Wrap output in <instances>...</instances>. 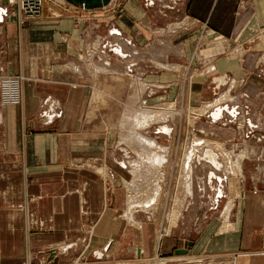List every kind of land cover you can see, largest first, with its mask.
I'll use <instances>...</instances> for the list:
<instances>
[{
  "label": "crops",
  "instance_id": "1",
  "mask_svg": "<svg viewBox=\"0 0 264 264\" xmlns=\"http://www.w3.org/2000/svg\"><path fill=\"white\" fill-rule=\"evenodd\" d=\"M237 1L128 0L113 19L77 25L72 17L50 15L46 5L42 16L20 23L12 12L15 6L9 0H0V264H20L27 256L43 253L55 263L61 254L83 242L91 225L95 229L91 250L101 258L104 251L112 249L116 234L121 230L126 235L129 230L127 226L119 229L118 212L122 193L136 178V167L130 160L133 152L127 145L125 149L116 146L109 131L101 132L93 126L95 119L86 118L96 89V77L85 67L86 59L94 64L96 58L108 69H103L106 74L111 72L109 68L117 56L120 69L134 70L142 86L153 87L149 96L195 100L203 85L208 84L212 95L224 92L234 97L216 100L214 105L208 103L212 105L207 115L211 123L233 126L243 117L240 126L247 138L264 132L262 117L253 114L251 104L264 96V82L244 85L250 79L251 62L264 54V38L255 45L257 48L242 54L241 63L233 58H217L222 49L217 35L231 45L235 37L249 32L246 27L250 22L264 24V0H249L239 15ZM184 17L182 23L191 22L192 28L157 32L147 45L146 39L136 33L135 22L139 19L155 26ZM204 21L211 28L206 37L215 39L212 44L204 34L200 37ZM202 59L207 64L216 63L219 70L206 76V81L193 78L186 91L184 76L175 72L179 70L176 67L193 66ZM20 74L23 81L14 94L18 99H8L1 82ZM243 85L244 90H238ZM203 158L212 166L205 172L216 206L221 195L229 193L225 188L228 176L220 158V166ZM101 162L105 165L98 166ZM255 170L264 171V163ZM240 177L244 181V172ZM253 183L250 189L242 187L239 191L238 202L246 213L240 214L239 210L242 226L231 230L235 237L239 235L241 248L245 249L237 264H264V252L250 250L257 242L259 247L264 242V188L258 187L256 180ZM148 225L143 236H151ZM207 225L216 227L213 223ZM210 236L204 241L206 245L212 242ZM194 242L198 246V240ZM147 244L137 245L139 253L147 254ZM52 251L57 253L55 259Z\"/></svg>",
  "mask_w": 264,
  "mask_h": 264
},
{
  "label": "rangeland",
  "instance_id": "2",
  "mask_svg": "<svg viewBox=\"0 0 264 264\" xmlns=\"http://www.w3.org/2000/svg\"><path fill=\"white\" fill-rule=\"evenodd\" d=\"M127 1L128 0H112L105 8L94 10V12L91 13L81 9L67 8L68 10H66L52 1L44 3L43 8L46 5L50 15L59 18L69 16L75 20L77 25H81L91 20H109L115 18L124 10V4ZM249 2L251 1L238 0L236 15L243 13ZM185 18L186 17L182 19H171L170 21L164 22L165 24L162 22L161 25L155 26L143 19H139L135 22L137 29L136 33L146 39L145 44L147 45L150 42L148 39H151V36L157 32L168 31L176 27L179 29L192 28L193 25L191 22L182 23ZM204 22L200 37L202 38L204 34V38L210 42L206 43L212 44V41L215 42V39H213L212 36L206 37L211 28L207 25L208 22ZM246 30L249 32H247L244 37H235L231 45H229L230 42L226 39L224 40L222 36L217 35V37L221 39L222 46L220 51L221 54L218 55L217 58L219 56L227 60L233 58L238 63H241L239 59L243 57V53L247 54L251 52L248 51V49L252 47L257 48L255 45L264 38V24L254 20L247 25ZM86 54L89 55L87 52ZM116 57L117 56L114 57L112 65L109 68L111 72H106V74H104L103 71L108 69L96 62V58L94 64L92 61H87L85 58V63L88 64V66L86 64L85 67H87L89 71H92V74L96 77V89L92 95V103L87 111L86 118L89 120L95 119L93 126H98L101 132L109 131L111 136L114 137L113 143L115 142L116 146H121L124 149L126 145L129 146L130 152H133L132 159H130L133 164L135 161H139L141 158L145 159L146 157L144 166L139 167L137 165L135 168V183L138 181V186L136 189L130 188L131 191H129V188H126V191L122 193L123 199L120 205L121 209H119L120 211L118 212V219L120 221L119 229L127 226L126 229L129 230H126V235L120 230V232L116 234V241L113 243L112 249L110 248L111 250L104 251L105 254L101 256V258L91 250L95 233L94 225H91L83 242L76 248L71 249V251L61 254V257H58L59 259L55 263L51 262L52 260H47V256L49 255L43 253L41 256H27L20 264H237L235 261L238 259L240 252H243L245 249L241 248L243 243H241L239 235L235 237L231 230H237V228L239 229L242 226V223L238 221L239 210L240 214H242L243 211L244 214L246 213V209H242L240 207V202H238L240 189L242 187L250 189L251 186L254 185L253 182L255 180L258 181V187L264 188V171L260 173V171L255 170L259 163H264V132H259V135L256 134L257 136L250 134L247 138L244 132L245 129H241L243 117H240L233 126L230 124L223 125L221 122L211 123L207 118L208 111L211 107H208L204 112V110L202 111L203 105L208 103L212 104L216 100H220L224 92H218L217 95H212V92H210L211 90L207 89L208 84L203 85L199 98L197 97L198 99L195 100L149 96V94L152 93L151 89L153 87L148 84L142 86L141 82L137 80L138 76L134 70H129V68L120 69L119 60ZM251 65L253 67L249 77L250 79L245 81V87L247 85L262 84V81L264 82V54H259V56L251 62ZM176 68H179V70L175 72L179 73L181 77L184 76L182 79H184L183 83H185L186 91L190 89V80L193 78L201 81L204 79L206 81V76H211V74L219 70L216 63L207 64L205 59H202L200 63H194L193 66L187 64L186 68H183L182 65H178ZM251 78H253L254 81L251 80ZM22 79L23 78L15 83L20 84ZM144 82L147 83L146 81ZM1 83L3 86V81ZM228 85L229 84H227L226 88ZM244 85L238 90H242ZM178 87L184 89L182 85ZM223 89L225 91L227 90L221 88L220 91ZM6 94L7 98L10 99L7 92ZM225 97V99H234L233 96L232 98L227 94ZM203 99L206 101H203ZM209 99L212 101H209ZM225 99H222V101ZM255 100L256 101L251 102L253 114L257 113L259 117L261 116L264 124V106L263 108H258L264 104V96L255 98ZM242 102L245 103L246 101L242 100ZM145 105L156 111L160 108H165L169 111L173 109L176 111L173 113L164 112L166 115L168 114V119H164L166 122L163 121V118H159L158 122H151L143 129V131L146 130V134L149 133L148 135L152 136L158 143L165 146L167 145L169 148V152L164 158L165 160L163 159L157 163L147 159V157H150V154H152L150 151L156 150V147L153 148L154 145H151L150 148L152 149L146 150L147 147H141V149L140 146H138L141 143H138L137 140H134V138L128 134V129H131L129 122L131 121V116H134L133 112H135V109L137 110L138 107L142 108ZM168 107L170 108L168 109ZM160 114L163 115V112L160 111ZM162 125L167 126L170 132L166 133V131L161 130L159 127ZM226 135L232 140H228ZM124 137L127 140L121 141ZM204 139L206 141H202L204 142V147H202V145L198 143V140ZM216 142L221 143V145L224 144L223 146L231 153V157H235L239 152L244 153L243 160L241 159L242 172L245 174L244 181H242L243 178H241L242 176L240 177V173L234 174L232 170H229V167L227 169V166L233 160L232 158L227 157V159H225L223 157L222 153L218 151ZM194 143H198V146H200L199 149L197 148V153L195 152L196 155L194 154L195 156L191 158L193 170L189 171V175L186 172L187 167L186 164L184 165V158L187 155L186 153L189 152V147L192 148L196 145ZM110 146L113 147V144L110 143ZM206 148H212L217 158L223 161L224 169L228 176V184L225 188L229 193L221 195L216 206L213 204V198L210 195L213 189L209 187L206 181L207 178L209 179V176L207 177V173L205 172L206 168H212L210 164L204 162L205 159L203 157H205ZM261 156L262 159L258 160L257 158ZM174 160H176V162ZM172 161H174V163ZM202 162L205 164H202ZM93 163L94 162H91V164ZM99 165L104 166L105 164L101 162L98 166ZM231 165L232 164H230V166ZM255 173L256 179H254ZM186 176H191L188 191L186 189L187 186L186 188L184 186L185 179H183ZM198 177L202 178L203 181L198 180ZM214 180L215 179H213V181ZM155 185H160V195L155 193ZM151 194L155 196V198L148 204L149 207L145 206L144 208V203L142 201H145ZM130 195H134L133 199H136L137 203L135 204L137 205L134 207V214L135 219L137 218L138 221L142 222L141 225L133 220H129L130 217L126 214L128 210L127 200H129ZM156 198L158 200H155ZM228 198L233 201L234 205L230 209L228 216H226L225 212L229 201ZM176 210H178L177 217L172 223V215H174L173 212L176 213ZM132 215L133 214L130 216L132 217ZM210 223H213L216 227H208L207 224ZM147 224H149V235L151 236L147 234L143 236L142 232L145 230ZM142 227L144 229H141ZM168 227H170L169 231ZM161 229L163 237H161L162 239L157 243L158 233ZM211 232H216L218 235L210 236L209 233ZM208 236H210L212 242H206V245L204 241L207 240ZM194 240H198L199 242L196 247L194 245ZM186 241L193 242L190 246H185L183 244ZM146 243H148L146 246L147 254L144 255L143 251L139 253L137 245L141 247V245ZM262 243V246L259 247L257 242L253 245L255 248H248V251L250 249L251 252H264V242ZM199 244L201 246H199ZM185 247L189 249L188 253L177 252L178 248ZM56 256L57 253H54L52 259H55ZM44 260L46 262H44Z\"/></svg>",
  "mask_w": 264,
  "mask_h": 264
},
{
  "label": "bare ground",
  "instance_id": "3",
  "mask_svg": "<svg viewBox=\"0 0 264 264\" xmlns=\"http://www.w3.org/2000/svg\"><path fill=\"white\" fill-rule=\"evenodd\" d=\"M62 1V0H61ZM167 67V66H166ZM140 91V90H139ZM99 95V94H98ZM225 93L224 94H222L221 95V97H220V100L218 99L216 102H218V101H222V99H225L226 97H225ZM230 95V94H229ZM99 99V98H98ZM215 102V103H216ZM217 104V103H216ZM212 105H214V104H212ZM211 104H205V105H203V109H202V111L204 110H206L208 107H211L212 106ZM170 106H172V105H170ZM173 107V106H172ZM159 108V107H158ZM163 108V107H162ZM170 107H168V109H169ZM172 109V108H171ZM160 111H162L163 112V115L162 114H160ZM175 110H173L172 109V111H169V110H167V109H165V108H163V109H158L157 111L156 110H152V109H150L149 107H147L146 105L144 106V107H142V108H140V107H138L137 108V110L135 109V112H133L134 113V116H132L131 117V121L129 122V126H131V129H128L129 131H128V134L131 136V137H133L134 138V140H137V142L138 143H141V144H139L138 146H140V148L142 147H147V149L146 150H149V149H152V148H150L151 147V145L153 146L154 145V147L153 148H155L156 147V150L154 151H150V153H152V154H150L151 156L150 157H147V159L148 160H150V161H153V162H159V161H161V160H163L164 158H165V156L168 154V152H169V148L167 147V145L165 146V145H163V144H160V143H158L152 136H150V135H148V134H146V130L145 131H143V129L148 125V124H150L151 122H158V120H159V118H163V121H164V119L165 120H167L168 118H167V116H168V114L166 115V113H164V112H167V113H169V112H171V113H173ZM182 111V110H181ZM180 111V112H181ZM176 112V111H175ZM200 114V113H199ZM161 121V120H160ZM164 122H166V121H164ZM161 123V122H160ZM167 125V124H166ZM161 130H164V131H167L168 129H166V127H163V126H161V127H159ZM125 130V129H124ZM170 130V129H169ZM126 141L127 139L124 137V138H122V140L121 141ZM197 141V140H196ZM199 142V144H201L202 145V147H204V142L206 141L205 139L204 140H198ZM202 141H204V142H202ZM132 142V141H131ZM198 143L196 144V143H194V144H196V145H194V147H189V152H187L186 154V157L184 158V165L186 164V166H187V173L190 175V169L191 170H193L192 168V161H191V158L193 157V156H195L196 155V151L199 149V146H198ZM210 143V142H209ZM215 143V142H214ZM193 145V144H192ZM224 145V144H223ZM223 145H221V143H217L216 142V146H217V148H218V151H220V153H222V155H223V157L225 158V159H227V157L228 158H232V160L233 161H231L230 163H229V165L227 166V169H228V167H229V170H232L233 172H234V174L236 173H242L241 172V167H242V164H241V159L243 160V155H244V153L243 152H239V153H237L236 155H235V157H231L232 155H231V153L223 146ZM141 148V149H142ZM198 148V149H197ZM204 149V148H203ZM202 149V150H203ZM216 150V149H215ZM214 150L212 149V148H210V149H208V148H206V152H205V157L206 158H209L212 162H214V164L216 165V166H220L219 165V163H218V160H217V156H216V154L213 152ZM136 152V151H135ZM196 152V153H195ZM201 152V151H200ZM199 152V153H200ZM204 153V152H203ZM138 154V153H137ZM195 154V155H194ZM246 154V153H245ZM144 155H146V154H144ZM141 156V155H140ZM195 158V157H194ZM193 158V159H194ZM197 158V157H196ZM145 159H146V157H145ZM145 159H142L141 158V160H139V161H135V163H134V167H136L137 165L140 167H142V166H144V161H145ZM165 160V159H164ZM134 161V160H133ZM165 162V161H164ZM194 162V161H193ZM223 162V161H222ZM131 163H133V162H131ZM230 164H232L231 166H230ZM161 167V166H160ZM183 168H184V166H183ZM138 170V169H137ZM184 170V169H183ZM228 170V171H229ZM163 171V170H162ZM192 173H193V171H192ZM138 177H141V176H138ZM183 179H185V188H186V186H187V191H188V186H189V183H190V179H191V176L189 177V176H186L185 178H183ZM135 181V180H134ZM132 182V183H129L128 184V187H129V191H131L130 190V188L131 189H136V187L138 186V184L137 183H135V182ZM158 184V183H157ZM161 185V184H160ZM160 185H155V189L154 190H156V194H158V195H160L159 193H160V188H159V186ZM189 188H191V187H189ZM191 190V189H190ZM132 191H136V190H132ZM155 193H153V194H155ZM157 195V196H158ZM180 195V194H179ZM156 196V197H157ZM134 198V195H130V197H129V200H127L128 201V210H127V215H128V217H130V219L129 220H133V221H135V222H137V223H139L140 224V222L141 221H138L137 220V218L135 219V214H134V211H135V206L137 205V204H135V203H137L136 202V199H133ZM153 198H155V196H152V194L151 195H149V197L148 198H146L145 199V201H142L143 203H144V208H145V206H148L149 207V203H151V201H152V199ZM229 199V198H228ZM142 200V199H141ZM155 200H158L157 198L155 199ZM180 201V200H179ZM178 201V202H179ZM234 205V203H233V201L231 200V199H229V201H228V205H227V208H226V212H225V215L226 216H228V213H229V211H230V209L232 208V206ZM153 207V206H152ZM186 209V208H185ZM178 210H176V213H174L173 211V214L174 215H172L173 216V218H172V223H173V220L174 219H176V217H177V212ZM131 214H133L132 215V217L130 216ZM172 214V213H171ZM134 216V217H133ZM227 219V218H226ZM171 223V224H172ZM175 223H176V220H175ZM169 228L170 227H168V231H169ZM162 235H163V232H162V229L160 230V232L158 233V243H159V241H160V239H161V237H162Z\"/></svg>",
  "mask_w": 264,
  "mask_h": 264
},
{
  "label": "built area",
  "instance_id": "4",
  "mask_svg": "<svg viewBox=\"0 0 264 264\" xmlns=\"http://www.w3.org/2000/svg\"><path fill=\"white\" fill-rule=\"evenodd\" d=\"M14 6V10L12 12L17 15L18 20L20 23L25 22L26 20L33 19L36 17H40L42 15V8L44 3H47L48 1H52L53 3L61 6L62 8L68 10L67 8L71 9H81L84 10L85 12L91 13L94 12V10L100 9V8H105L106 6L103 7H97V8H87L83 5H74L70 3L68 0H9ZM108 6V5H107ZM24 76L20 74V76H8L3 80V89L6 90L8 93V96L12 100H17L18 95L17 94V86L19 84H16V81H20L21 78Z\"/></svg>",
  "mask_w": 264,
  "mask_h": 264
},
{
  "label": "water",
  "instance_id": "5",
  "mask_svg": "<svg viewBox=\"0 0 264 264\" xmlns=\"http://www.w3.org/2000/svg\"><path fill=\"white\" fill-rule=\"evenodd\" d=\"M70 3L78 6V5H83L87 8H97V7H103L107 6L112 0H68ZM193 241H189L188 246L192 244ZM178 253H188L189 249L188 248H178L177 249ZM51 253H54L52 251Z\"/></svg>",
  "mask_w": 264,
  "mask_h": 264
}]
</instances>
